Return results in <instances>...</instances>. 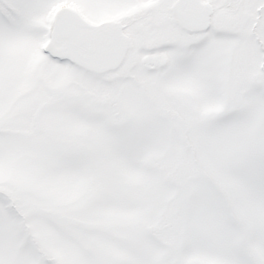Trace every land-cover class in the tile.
Here are the masks:
<instances>
[{
    "label": "snow or ice",
    "instance_id": "6c2138e0",
    "mask_svg": "<svg viewBox=\"0 0 264 264\" xmlns=\"http://www.w3.org/2000/svg\"><path fill=\"white\" fill-rule=\"evenodd\" d=\"M0 264H264V0H0Z\"/></svg>",
    "mask_w": 264,
    "mask_h": 264
}]
</instances>
